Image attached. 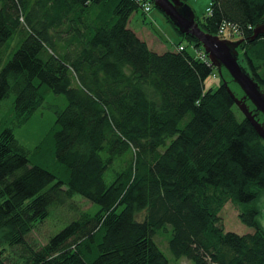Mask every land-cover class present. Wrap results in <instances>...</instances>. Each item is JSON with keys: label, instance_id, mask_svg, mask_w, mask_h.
Wrapping results in <instances>:
<instances>
[{"label": "trees", "instance_id": "obj_1", "mask_svg": "<svg viewBox=\"0 0 264 264\" xmlns=\"http://www.w3.org/2000/svg\"><path fill=\"white\" fill-rule=\"evenodd\" d=\"M139 9L138 0H0V102L14 99L0 131V264H170L154 241L166 226L175 262L264 264V142L224 81L204 90L218 71L198 41L166 18L188 45L154 52L128 28ZM210 9L195 17L199 28H236L264 89V33L245 39L264 21V0H210ZM48 92L66 105L29 150L13 130ZM76 196L97 210L28 247L33 226ZM227 203L251 233L224 230ZM4 244L24 253L7 260Z\"/></svg>", "mask_w": 264, "mask_h": 264}, {"label": "rangeland", "instance_id": "obj_2", "mask_svg": "<svg viewBox=\"0 0 264 264\" xmlns=\"http://www.w3.org/2000/svg\"><path fill=\"white\" fill-rule=\"evenodd\" d=\"M185 4L193 11L196 18L202 20L206 16V10L210 6V0H187ZM128 28L144 40L151 50L158 54L167 51L173 52L180 43L188 45V42L181 38L166 17L155 7H152L147 15H144L142 10L139 9L131 16ZM227 40L236 41L239 40V37L231 34ZM188 52L195 54L191 46H188ZM238 54L242 60L243 69L250 74L240 48H238ZM261 70L264 71V66ZM223 81L219 72H216L214 76H210L205 80L204 90L215 91ZM261 89L264 92V89ZM13 100V95H10L7 99L0 102V131L10 125L9 121L11 119ZM65 105L66 101L63 96L48 92L45 102L31 114L24 124H21L19 128L13 130L16 140L25 148L29 150L34 149L49 134L55 123L56 112L63 109ZM237 110L239 111L238 108ZM257 206L260 211L259 220L264 228V193L258 199ZM97 208L96 205L91 206V204L82 200L79 196H76L71 202L67 201L63 204H57L51 208L48 218L37 222L33 226L32 231L25 238L26 245L35 250L42 247L48 242L51 236L57 234L70 221L76 218V213L83 211L94 212ZM237 210L233 204L227 203L220 212L224 230L239 235L251 233L252 229L246 227L239 221ZM169 236L170 228L166 226L158 232L154 241L160 251L169 260L170 264H193L186 259L177 262L173 260L167 246ZM3 247L4 250L2 252L7 260H13V258H17L20 254L24 253L22 248L18 246L9 247L4 244Z\"/></svg>", "mask_w": 264, "mask_h": 264}, {"label": "water", "instance_id": "obj_3", "mask_svg": "<svg viewBox=\"0 0 264 264\" xmlns=\"http://www.w3.org/2000/svg\"><path fill=\"white\" fill-rule=\"evenodd\" d=\"M150 1L180 34L190 35L198 41L210 64L224 80L225 87L239 111L264 142V92L243 69L237 51L243 39L229 41L204 33L196 23L193 11L181 0ZM263 33L264 21H260L254 28L253 35L245 39L255 40Z\"/></svg>", "mask_w": 264, "mask_h": 264}, {"label": "built area", "instance_id": "obj_4", "mask_svg": "<svg viewBox=\"0 0 264 264\" xmlns=\"http://www.w3.org/2000/svg\"><path fill=\"white\" fill-rule=\"evenodd\" d=\"M140 3H141V8L143 10V12L145 14H148L151 10V3L148 1V0H138ZM207 14L210 15L211 14V9H207ZM227 32H230L231 34H237L238 31L236 28H234L232 25H229V24H224L221 26V28L219 29L218 31V35L220 36H224L225 34H227ZM183 48L182 47H179L178 48V51H182ZM200 58L202 60H206V56L205 55H201L200 54Z\"/></svg>", "mask_w": 264, "mask_h": 264}, {"label": "bare ground", "instance_id": "obj_5", "mask_svg": "<svg viewBox=\"0 0 264 264\" xmlns=\"http://www.w3.org/2000/svg\"><path fill=\"white\" fill-rule=\"evenodd\" d=\"M217 35V34H216ZM236 105V104H235Z\"/></svg>", "mask_w": 264, "mask_h": 264}]
</instances>
